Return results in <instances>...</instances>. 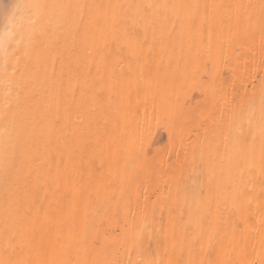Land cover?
I'll return each instance as SVG.
<instances>
[{
    "label": "bare ground",
    "instance_id": "6f19581e",
    "mask_svg": "<svg viewBox=\"0 0 264 264\" xmlns=\"http://www.w3.org/2000/svg\"><path fill=\"white\" fill-rule=\"evenodd\" d=\"M7 25L0 264H264V0H0Z\"/></svg>",
    "mask_w": 264,
    "mask_h": 264
},
{
    "label": "snow or ice",
    "instance_id": "6c2138e0",
    "mask_svg": "<svg viewBox=\"0 0 264 264\" xmlns=\"http://www.w3.org/2000/svg\"><path fill=\"white\" fill-rule=\"evenodd\" d=\"M38 14L39 13H37V15ZM33 23H36V22L33 21ZM23 54L25 56H27V52L26 51H24ZM12 61H15L16 63H18L19 55L17 54L13 58ZM12 61L9 62V63H6L3 66H0V80L5 82L6 91L9 92V93L15 92L18 88H20L22 86V80L13 81V80L9 79L10 74L12 76H15L16 73L19 71V69L15 66V63H13ZM18 100H19V96L18 95L15 97V101H14L12 95H7V96H5L3 98L2 103L4 105H12L14 102H18ZM4 121H5L6 130H7V125L8 124L14 123L13 113L11 112V110L8 113L4 114Z\"/></svg>",
    "mask_w": 264,
    "mask_h": 264
},
{
    "label": "clouds",
    "instance_id": "9594fccd",
    "mask_svg": "<svg viewBox=\"0 0 264 264\" xmlns=\"http://www.w3.org/2000/svg\"><path fill=\"white\" fill-rule=\"evenodd\" d=\"M41 7V5H37L38 9ZM27 35H31V29L28 30ZM21 42L16 31L12 28V25H7L6 28L4 27L3 31H0V50L6 49L9 44Z\"/></svg>",
    "mask_w": 264,
    "mask_h": 264
}]
</instances>
